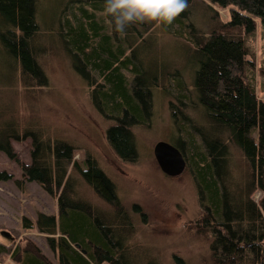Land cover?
<instances>
[{
    "label": "trees",
    "instance_id": "trees-1",
    "mask_svg": "<svg viewBox=\"0 0 264 264\" xmlns=\"http://www.w3.org/2000/svg\"><path fill=\"white\" fill-rule=\"evenodd\" d=\"M69 2L80 16H74L73 23L64 18L57 32L60 45L73 69L91 87L92 104L115 122L105 132L110 149L122 162L134 163L138 153L132 129L148 123L152 94L160 87L161 71H144L141 57L135 53L147 39L139 27L145 28L133 25L120 36L104 12L105 0ZM187 2V10L172 24L156 23L182 38L194 56L190 89L194 96L175 76L162 82L165 95L173 99V122L185 136L175 147L184 158L185 145L191 152L185 160L210 214L205 226L214 235L212 264H264V102L256 98L247 75L253 63L246 60V40L255 33V19L264 30V0ZM197 8L203 10L198 21L208 32H199L191 22ZM227 8L229 20L223 22L217 9ZM36 14L37 0H0V152L18 165L25 181L57 196L58 205L57 218L38 213L34 222L23 220V228L46 236L56 264H134L128 244L134 222L121 205L112 181L90 155L82 165L73 161V146L29 116V105L38 91L49 85L35 46L39 33ZM173 28L175 31L170 30ZM173 82L176 85H171ZM180 107L188 111L185 116L190 117L192 111L193 117L181 114L179 127L181 119L176 112ZM198 121L201 126L196 125ZM27 139L31 152L30 163L25 164L11 143ZM235 161H239L242 173L238 181L233 177ZM69 169L107 207L104 213L76 199L75 178ZM8 180L10 176L0 172V181ZM15 184L22 185L20 181ZM254 192L261 193L258 204L253 200ZM108 210L110 215L105 213ZM19 253V248L11 254L0 244V256L11 254L13 259ZM174 261L184 264L177 257ZM19 264L53 263L38 249L30 248L21 254Z\"/></svg>",
    "mask_w": 264,
    "mask_h": 264
},
{
    "label": "rangeland",
    "instance_id": "rangeland-1",
    "mask_svg": "<svg viewBox=\"0 0 264 264\" xmlns=\"http://www.w3.org/2000/svg\"><path fill=\"white\" fill-rule=\"evenodd\" d=\"M197 9L192 14L191 22L199 32L200 29L205 30L204 33L208 32L209 29L198 21L200 15H204L203 10ZM217 11L223 22L229 20L228 8ZM36 15L39 33L35 46L40 51L39 61L49 85L38 91L39 95L29 105L30 118L32 116L42 121L52 135L71 144L74 150L73 161L82 165L87 155H90L112 181L121 205L134 222V229L128 237L134 264H176L174 257L184 264H212L213 252L210 245L214 241V235L205 226L209 225L210 217L201 207L205 203L201 202L191 167H186L179 177H166L160 172L153 154V148L158 142L175 146L179 138L185 139L173 122V109L170 107L173 99L165 95L162 82L163 79L166 81L170 76H175L191 89L194 78L191 59L194 56L186 42L172 35L162 25L156 24L157 22L153 25L150 22L144 23V31L139 27L147 39L135 53L141 57L144 71H161L158 77L160 87L153 91L152 115L148 123L132 129L138 158L134 163H125L112 152L105 137L107 128L115 122L105 118L92 104L91 87L73 69L60 45L57 32L61 23H65L64 18L73 23L74 16H80L76 6L69 0H37ZM255 23V33L246 40L249 53L246 60L253 63V67L247 70V75L257 100L264 102V30L258 19H255ZM170 30L175 31L174 28ZM126 76L130 77L129 73ZM171 85L176 84L173 82ZM17 89L22 90L20 87ZM190 91L194 96L193 88ZM20 100L18 98L19 102ZM179 109L176 117L181 121L176 123L179 122L180 127L183 121L181 114L183 118L192 120L193 113L191 111L190 117L185 116L188 111L181 107ZM27 111L25 108V112ZM196 125L201 126V123L198 121ZM11 144L19 161L30 163V140L13 141ZM184 149L185 159H190L191 152L187 145ZM235 162L237 169L233 177L238 181L239 176L242 178V173L239 161ZM0 172L10 176V180L0 181V232L7 231L11 237L6 239L0 235V244L11 254L15 248L20 250L13 259L11 254L1 255L0 264H19L21 254L30 248L38 249L50 263L56 264L55 254L49 249L46 236L36 229H24L22 224L25 219L34 222L38 213L57 218V196L48 195L36 183L25 181L18 165L1 152ZM68 173L72 174L71 169ZM72 176L75 178L74 191L79 202L99 207L100 212L107 209L79 181L75 173ZM235 180L234 183L231 181L233 187ZM16 181H20L22 185L17 186ZM260 197V192L253 193L256 204ZM105 213L111 214L109 210Z\"/></svg>",
    "mask_w": 264,
    "mask_h": 264
},
{
    "label": "clouds",
    "instance_id": "clouds-1",
    "mask_svg": "<svg viewBox=\"0 0 264 264\" xmlns=\"http://www.w3.org/2000/svg\"><path fill=\"white\" fill-rule=\"evenodd\" d=\"M188 8L187 0H105L104 12L112 30L125 36L133 25L172 24Z\"/></svg>",
    "mask_w": 264,
    "mask_h": 264
},
{
    "label": "water",
    "instance_id": "water-1",
    "mask_svg": "<svg viewBox=\"0 0 264 264\" xmlns=\"http://www.w3.org/2000/svg\"><path fill=\"white\" fill-rule=\"evenodd\" d=\"M153 154L160 171L166 177H179L187 167L182 152L169 143L158 142L153 148ZM0 235L6 239L11 238L7 231H1ZM78 247L77 245L76 248Z\"/></svg>",
    "mask_w": 264,
    "mask_h": 264
},
{
    "label": "flooded vegetation",
    "instance_id": "flooded-vegetation-1",
    "mask_svg": "<svg viewBox=\"0 0 264 264\" xmlns=\"http://www.w3.org/2000/svg\"><path fill=\"white\" fill-rule=\"evenodd\" d=\"M186 161V160H185ZM202 208H204L205 212H207V208L205 207V205H201ZM209 213V212H208ZM210 215V214H208ZM208 222V220H206Z\"/></svg>",
    "mask_w": 264,
    "mask_h": 264
},
{
    "label": "bare ground",
    "instance_id": "bare-ground-1",
    "mask_svg": "<svg viewBox=\"0 0 264 264\" xmlns=\"http://www.w3.org/2000/svg\"><path fill=\"white\" fill-rule=\"evenodd\" d=\"M187 162V161H186ZM161 172V171H160Z\"/></svg>",
    "mask_w": 264,
    "mask_h": 264
}]
</instances>
